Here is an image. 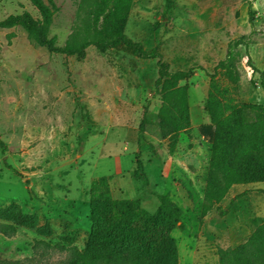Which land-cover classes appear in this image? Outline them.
Returning <instances> with one entry per match:
<instances>
[{
	"label": "rangeland",
	"instance_id": "1",
	"mask_svg": "<svg viewBox=\"0 0 264 264\" xmlns=\"http://www.w3.org/2000/svg\"><path fill=\"white\" fill-rule=\"evenodd\" d=\"M79 1L54 0L50 37L58 46L72 32ZM170 1L163 17L167 0H135L126 34L146 49L157 47L172 71L194 70L182 82L189 86L192 127L173 152L156 123L157 59L93 46L78 59L35 45L20 27L0 29V211L12 208L25 223L0 233V260L71 264L91 231V182L104 176L114 199H138L150 213L160 195L180 206L182 228L172 232L179 264H218V248L243 243L264 221V182L233 186L220 204L224 210L231 203L225 216L216 209L202 216L211 144L198 132L208 122V75L232 40L248 37L252 62L264 69V0ZM22 13L38 17L28 0H0V20ZM238 51L239 83L222 77L219 85L232 103L264 104L261 77L252 74L245 46ZM137 157L148 184L134 177Z\"/></svg>",
	"mask_w": 264,
	"mask_h": 264
},
{
	"label": "trees",
	"instance_id": "2",
	"mask_svg": "<svg viewBox=\"0 0 264 264\" xmlns=\"http://www.w3.org/2000/svg\"><path fill=\"white\" fill-rule=\"evenodd\" d=\"M38 17L29 13L10 15L0 20V29L22 28L37 46L52 54L76 56L84 59L87 49L95 47L101 53L124 48L133 56L157 59L159 77L154 93L161 98L156 115L159 135L168 138L173 152L179 136L191 130L192 117L189 86L182 83L194 75V70L172 71L158 48L146 49L141 42L126 34L128 19L135 0H80L76 22L66 43L58 46L50 37L56 13L54 0H28ZM174 2L167 0L163 17ZM254 12H250L253 25ZM251 40L245 36L232 40L227 54L209 74L210 90L204 104L207 123L198 126L199 134L211 144L209 166L203 195L202 216L214 209L235 185L264 182V104L232 103L218 78L239 83L237 64L239 46H245L247 64L252 74H259L264 89V69H258L249 55ZM147 116L137 131L140 146L146 131ZM16 172V171H15ZM134 177L148 184L143 162L137 157ZM110 177L91 182L89 190L91 231L82 250H73L71 264H179L178 248L172 232L182 228L183 211L169 195H160L159 205L150 213L138 199H114ZM231 203L219 214L225 216ZM0 233H15L17 226L25 225L24 217L15 215L12 208L0 211ZM35 222L33 223V225ZM218 264H264V221L255 223L248 238L235 247L218 248ZM0 264H13L0 260Z\"/></svg>",
	"mask_w": 264,
	"mask_h": 264
}]
</instances>
